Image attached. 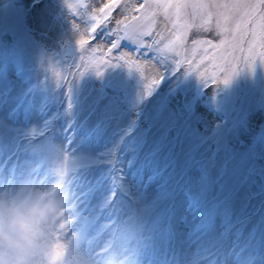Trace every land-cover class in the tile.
I'll use <instances>...</instances> for the list:
<instances>
[{"label":"rangeland","instance_id":"1","mask_svg":"<svg viewBox=\"0 0 264 264\" xmlns=\"http://www.w3.org/2000/svg\"><path fill=\"white\" fill-rule=\"evenodd\" d=\"M75 2L87 7L73 16L62 0H0V115L10 112L17 125L39 126L43 114H37L31 102L25 107L19 94L26 86L46 76L53 87L59 81L67 91L73 74L78 78L80 72L91 73L88 79L95 83L103 78L96 73L105 74V79L118 74L123 84L114 89L112 100L119 103L120 117L99 126L93 116L76 131L70 147L75 156L100 157L119 142L116 156L123 182L147 206V264H264V64L259 62L264 53V21L260 20L264 0ZM106 5L113 7L104 17L101 9ZM141 12L147 19H140ZM92 15L100 20L95 39L88 31ZM67 16L80 25L79 34L70 32ZM174 21L177 28L172 26ZM125 25H132L128 38L105 55L112 41L125 35ZM101 29L116 31L104 39ZM178 30L180 41L165 49ZM143 32L150 35H134ZM64 40L78 54L74 62L80 67L67 69L59 56L38 63L40 46L59 51ZM97 47L100 51L93 52ZM118 54L125 56L124 69L110 70L105 61L116 63L113 57ZM252 63L256 64L251 69ZM165 71L178 72L166 75L138 114L133 107L136 92L140 87L147 92ZM184 72L191 74L184 77ZM226 77L232 80L225 86ZM34 97L38 103L41 93L34 90ZM133 120V131L126 138L124 131ZM55 126L62 129L64 122L58 120ZM39 132L37 128V136ZM49 135L53 145L62 146L67 139L66 133ZM130 143L137 145L135 156L128 150ZM24 158L35 159L31 154ZM100 159L83 171L92 184L93 204L112 191L110 166ZM117 197L122 198L119 190Z\"/></svg>","mask_w":264,"mask_h":264},{"label":"clouds","instance_id":"2","mask_svg":"<svg viewBox=\"0 0 264 264\" xmlns=\"http://www.w3.org/2000/svg\"><path fill=\"white\" fill-rule=\"evenodd\" d=\"M66 12L79 11L62 0ZM67 19L70 32L80 25ZM3 166L0 165V168ZM79 161L59 144L29 160L15 178L0 179V264H147V236L128 214L95 224L81 191Z\"/></svg>","mask_w":264,"mask_h":264},{"label":"snow or ice","instance_id":"3","mask_svg":"<svg viewBox=\"0 0 264 264\" xmlns=\"http://www.w3.org/2000/svg\"><path fill=\"white\" fill-rule=\"evenodd\" d=\"M79 7L86 8L84 4L78 5ZM112 5H106L101 9L102 16L107 17L110 8ZM148 8L154 7L153 5H147ZM155 7L168 8L170 5H156ZM173 7L180 8L181 5H175ZM193 8H205L207 5H191ZM216 7H239L238 5H217ZM253 8L259 7L257 5L251 6ZM145 8L144 5H141V9ZM141 9H137L138 12ZM167 16V13H165ZM78 13L74 10V16ZM178 15V14H177ZM140 19H147L145 12H141ZM135 21L136 18L134 17ZM260 20L264 21V16L260 17ZM94 22V23H93ZM90 27L88 31L92 34V38L95 39V33L99 26L100 20H98L96 15L89 17ZM120 23V22H118ZM154 25V21H153ZM173 28H177V22H173ZM132 25H125V35L118 37V39L113 40L111 47L107 50L105 55H110L114 49H117L120 44L119 41L124 38H128V29ZM239 27V26H238ZM102 38L108 39L115 34L116 30L108 31L107 29H101ZM134 35H150V32L143 33H134ZM256 33L253 31V36L255 37ZM180 31L178 30L174 34V40L169 41L168 44L164 46L165 49L171 50L170 46L176 41H180ZM243 36H241V40ZM81 45L85 42L80 41ZM194 43H204L211 44L210 41ZM225 42L221 41V45ZM141 49L145 47L142 41L138 45ZM233 49L237 47L236 44L230 45ZM254 42L250 43L248 48V59H251L253 53ZM264 46V45H262ZM148 47H151L150 45ZM213 48H218L220 45H212ZM100 51V48L97 47L93 52ZM158 52L164 51V49H157ZM240 51H243L241 48ZM78 55L70 44H66L65 40L60 44L59 51L49 50L43 46L39 47L38 51V63L43 64L45 59L52 57H63L62 63L67 66V69L73 67H80L75 64V57ZM116 63L110 61H105L108 64L110 70L115 69H124L125 56L124 54H118L113 57ZM227 62L226 57H222ZM68 60H73L72 64H68ZM80 60L83 61L84 57L81 55ZM159 62V61H158ZM261 64H264V53L260 54ZM177 65L180 61L176 62ZM256 63H252L251 69L254 68ZM109 72V71H108ZM107 72V73H108ZM178 72V71H177ZM177 72L165 71L159 74V79H154L151 86L148 88L147 92L143 90L142 87L138 89L135 96L134 110L139 114L142 111L141 105L145 104L147 100L153 96L154 92L160 87L164 82L166 75H172ZM129 74H133L129 72ZM190 72H184L182 75L187 77ZM74 78L67 82V91H65V85L61 84L59 81L53 85L48 81L45 76V80H38L35 85L26 86L19 94L24 98L25 104L27 107L28 102L32 103V107L36 110L37 114L41 115V123L39 126L36 124H15L10 120L11 113H4L0 115V165L3 167L0 168V179L5 177V174L11 175L15 178L16 174L20 172L29 160L32 158H24L26 154H31L33 157H44L45 154L50 155L53 152L54 145L51 141V136L49 133L51 131H56L59 134H67V139L65 143L60 146L64 153L69 154L75 157L79 161V179L81 181L80 187L81 191L84 192V195L88 197L85 200V203L88 205L85 209L86 219L85 227H87L88 217L94 218L95 224H99L101 219H111V216L105 217V213H108L111 210L112 215L117 214H128L129 217L136 221L140 228L145 231L146 222H145V212L147 206L129 190V186L124 183V174L123 169L119 167L118 160L116 156L117 147L101 153L100 157L103 158V161L110 165L111 180H112V191L111 193L104 198V200L98 204H93L90 200V193L93 191L92 184L89 178L83 175V171H86L89 165H94L100 163V157H78L73 155L74 149L70 147L71 142L76 134L78 129H82L85 125V122L91 119L93 116L98 117L97 124L103 126L105 122L110 120L118 119L121 115V109L117 101L112 100V96L115 94L114 89L120 87L123 84V80L116 75H109L105 79V74L96 73L95 75L102 76V79H96L100 83L90 82L88 77L93 76L91 73L80 72L79 77ZM235 73L233 74V76ZM232 78L226 77L223 80V85H228L231 82ZM180 82V77L177 78L176 83ZM215 82V81H214ZM175 85L173 86V89ZM34 90L41 93V98L37 103L34 97ZM215 96V93H214ZM54 109V110H53ZM15 109H13L14 111ZM62 120L64 126L62 129L56 128L55 122ZM135 125V120L132 121V124L127 127L124 131V135L127 136L133 131V126ZM37 128L40 129L39 136L36 134ZM123 140V137H121ZM136 144H129V152L133 156L136 155ZM129 165L133 163L132 159L127 161ZM117 190L122 194V198L117 197Z\"/></svg>","mask_w":264,"mask_h":264},{"label":"trees","instance_id":"4","mask_svg":"<svg viewBox=\"0 0 264 264\" xmlns=\"http://www.w3.org/2000/svg\"><path fill=\"white\" fill-rule=\"evenodd\" d=\"M130 135V134H129ZM129 135H127V137L126 138H129ZM124 146V144L122 145V147ZM156 163V164H155ZM154 164L155 165H158V167L159 168H162L163 166L160 164V162L158 161V160H156V162H155ZM105 166H110V165H108L107 163H106V165ZM160 166H162V167H160Z\"/></svg>","mask_w":264,"mask_h":264}]
</instances>
